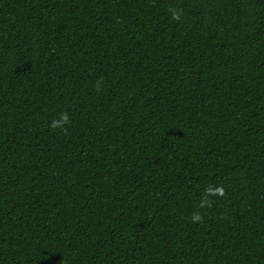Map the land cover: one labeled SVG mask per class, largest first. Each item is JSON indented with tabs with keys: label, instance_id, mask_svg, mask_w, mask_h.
<instances>
[{
	"label": "trees",
	"instance_id": "obj_1",
	"mask_svg": "<svg viewBox=\"0 0 264 264\" xmlns=\"http://www.w3.org/2000/svg\"><path fill=\"white\" fill-rule=\"evenodd\" d=\"M0 264H264V0H0Z\"/></svg>",
	"mask_w": 264,
	"mask_h": 264
},
{
	"label": "clouds",
	"instance_id": "obj_2",
	"mask_svg": "<svg viewBox=\"0 0 264 264\" xmlns=\"http://www.w3.org/2000/svg\"><path fill=\"white\" fill-rule=\"evenodd\" d=\"M173 18L174 19H178L179 18L178 14H174ZM69 122H70L69 121V117L65 113V114H63L61 116V119L59 121H53L51 127L54 128V129L55 128L63 129V126L67 125ZM208 192L211 195H217V194L223 195V188H221V187L210 188V189H208ZM205 204H209L210 205V201L207 200V199L203 200L202 203H201V207H203ZM192 220H193V222L199 221V220H201V216L199 214H193Z\"/></svg>",
	"mask_w": 264,
	"mask_h": 264
}]
</instances>
